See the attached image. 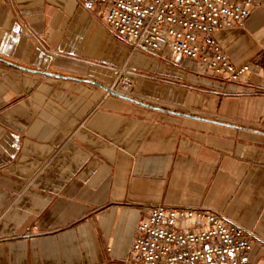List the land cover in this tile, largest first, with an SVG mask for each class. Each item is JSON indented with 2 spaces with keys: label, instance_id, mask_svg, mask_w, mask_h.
Returning <instances> with one entry per match:
<instances>
[{
  "label": "crops",
  "instance_id": "0c3cea01",
  "mask_svg": "<svg viewBox=\"0 0 264 264\" xmlns=\"http://www.w3.org/2000/svg\"><path fill=\"white\" fill-rule=\"evenodd\" d=\"M84 1L0 0V264H123L155 204L264 239V5L214 33L250 64L230 81L133 49Z\"/></svg>",
  "mask_w": 264,
  "mask_h": 264
},
{
  "label": "built area",
  "instance_id": "2783aa9c",
  "mask_svg": "<svg viewBox=\"0 0 264 264\" xmlns=\"http://www.w3.org/2000/svg\"><path fill=\"white\" fill-rule=\"evenodd\" d=\"M102 5L110 30L144 52L169 51L195 61L212 75L238 81L250 64L235 65L219 47L214 33L244 22L264 0H85L86 9ZM110 91L124 92L130 78L119 71ZM193 220L191 226L187 221ZM259 248L255 260L251 251ZM264 264V239L202 207L152 205L139 221L123 264ZM259 264V263H258Z\"/></svg>",
  "mask_w": 264,
  "mask_h": 264
}]
</instances>
